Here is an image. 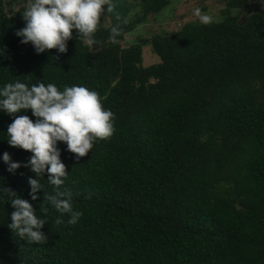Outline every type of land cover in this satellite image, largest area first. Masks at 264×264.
<instances>
[{
    "label": "trees",
    "instance_id": "trees-1",
    "mask_svg": "<svg viewBox=\"0 0 264 264\" xmlns=\"http://www.w3.org/2000/svg\"><path fill=\"white\" fill-rule=\"evenodd\" d=\"M171 1L138 0L133 12L131 0H113L91 48L73 29L66 52L37 54L15 34L25 6L14 12L0 0V87L84 85L115 116L112 135L79 160L57 143L68 174L57 189L45 172L32 201L28 178L37 177L23 166L31 152L7 143L13 117L0 111V155L21 163L10 172L0 160V188L47 219L44 239L27 243L0 200V264H264L263 0H222L213 23L190 20L123 45L149 18L171 14ZM144 45L160 60L143 65ZM15 115L35 120L31 109ZM56 190L71 193L76 223L44 199Z\"/></svg>",
    "mask_w": 264,
    "mask_h": 264
},
{
    "label": "clouds",
    "instance_id": "clouds-1",
    "mask_svg": "<svg viewBox=\"0 0 264 264\" xmlns=\"http://www.w3.org/2000/svg\"><path fill=\"white\" fill-rule=\"evenodd\" d=\"M107 6L106 8L102 6ZM114 12L113 0H28L22 12L24 26L16 31L21 43L31 42L37 54L55 48L58 53L67 51V42L73 29L79 41L91 48L93 34L97 30L101 13ZM192 14L203 25L214 22V18L202 13L199 7ZM119 22V14H115ZM113 39L119 34V24L111 28ZM22 109H31L32 116L15 115ZM0 111L12 116L7 125V143L31 152L24 162L37 178H28L30 198L37 199L38 190L43 189L39 178L48 173L47 180L55 188L64 183L67 176L65 164L60 158L58 142H64L68 151L79 160L92 150L98 139L110 137L114 131V113L102 106L99 94L84 85L73 84L58 88L54 83L37 82L27 85L19 80L0 87ZM12 172L21 163L12 161L8 152L0 155ZM44 199L61 214H69L68 224L76 223L81 212L74 211L71 193L54 191L43 194ZM7 197L13 211L8 227L15 236L27 243H39L45 233L41 230L46 217L38 216L29 199L22 198L14 190L0 188V200ZM59 223V220L57 221Z\"/></svg>",
    "mask_w": 264,
    "mask_h": 264
},
{
    "label": "rangeland",
    "instance_id": "rangeland-1",
    "mask_svg": "<svg viewBox=\"0 0 264 264\" xmlns=\"http://www.w3.org/2000/svg\"><path fill=\"white\" fill-rule=\"evenodd\" d=\"M131 1L134 3L132 5L133 12H138L140 10V5L137 4L138 0ZM251 2L253 8H257L255 5L256 0H251ZM261 2L263 4L260 8H263L264 0ZM27 3L28 0H12L11 5L7 4V9L11 8L12 11L16 12L23 6L26 7ZM170 5L167 6L165 10L169 8L171 14H161L158 16L157 20L149 18L145 24L140 25L138 28L140 30L139 32L136 31V33L126 35L122 42L123 45L129 46L131 43L135 42L139 36L150 37L156 33L177 31L184 22L197 19L192 14V10L196 7H199L202 13L209 14L214 20H218L221 9L225 6V3L222 0H172ZM232 44L235 45L238 44V42L233 41ZM159 60V56L151 50L150 45H144L143 65L147 66Z\"/></svg>",
    "mask_w": 264,
    "mask_h": 264
}]
</instances>
